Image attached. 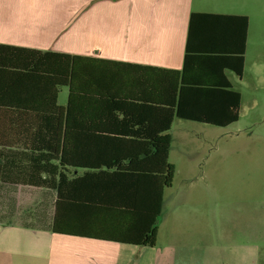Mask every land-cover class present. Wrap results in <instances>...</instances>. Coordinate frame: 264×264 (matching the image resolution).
Segmentation results:
<instances>
[{
    "label": "crops",
    "instance_id": "obj_1",
    "mask_svg": "<svg viewBox=\"0 0 264 264\" xmlns=\"http://www.w3.org/2000/svg\"><path fill=\"white\" fill-rule=\"evenodd\" d=\"M216 9L213 0H0V45L180 70L191 13L246 16ZM249 34L250 22L245 68ZM119 69L101 64L88 72L85 87L93 95L85 97L79 115L73 118V123L84 127L83 133H71V150L81 164H71L64 171L71 182L69 197L74 203L70 229L99 236L53 231L58 192L54 187H44L46 174L38 173L43 162L37 155L45 151L36 143L25 146L18 132L6 131L5 146H0V264H264V229L253 225L251 214L239 224L231 221L222 225L218 215L212 226L205 225L204 213L194 207L189 189L171 198L172 187L165 190L162 214L167 206L172 211L166 218L164 241H160L158 223L154 247L101 237L123 239L129 233L128 219L114 217L110 221L103 209L110 184L103 172L126 169L129 155L145 152L143 143L127 142L131 138L122 132L109 131L112 120L107 119L111 117L107 109L111 105L101 98L103 93L117 87L115 84L120 85L122 94L132 96L134 91L130 79L114 75ZM25 80L12 87L6 101L42 108L46 102L42 76ZM62 89L67 90L65 104L60 102ZM60 94L58 104L66 107L68 88H61ZM129 103L130 110H145L138 102L128 100L123 105ZM30 116L29 120L41 118L38 114ZM117 116L120 121L123 115ZM141 159L143 156L137 166ZM89 176L95 178L87 179ZM88 203H97L96 208L80 209ZM190 218L197 219L194 226Z\"/></svg>",
    "mask_w": 264,
    "mask_h": 264
},
{
    "label": "trees",
    "instance_id": "obj_2",
    "mask_svg": "<svg viewBox=\"0 0 264 264\" xmlns=\"http://www.w3.org/2000/svg\"><path fill=\"white\" fill-rule=\"evenodd\" d=\"M248 28L249 18L244 15L191 13L180 70L119 64L0 45V146H5L6 131H14L21 135L18 139L27 144L25 146L34 147L36 143L45 151L37 155L38 161L43 162L38 173L46 174L42 181L44 187H54L58 192L54 232L99 236L70 229L69 214L74 203L69 197L71 182L64 173L71 164L80 163L71 150V133H83L84 127L73 123V118L79 115L78 108L85 97L93 95L85 87L88 72H94L92 69H98L101 64L111 65L121 67V70L113 72L114 75L131 80L134 95L122 94L124 92L121 93L118 88L120 85L115 84L117 87H110L101 98L107 99L108 105H111L107 109V113H111L107 119L112 120L109 131L115 134L120 131L131 138L127 142H141L145 147L144 153L129 155L130 163L126 169L103 172L110 183L106 188L109 198L103 203V209L110 221L114 217L128 219L129 233L123 239L101 237L154 247L164 192L172 187L175 175V167L169 162L172 139L168 132L175 119L220 128L240 120L242 95L234 89L228 73L243 77ZM37 75L42 76L45 86L46 102L42 108L6 101L12 87L21 85L25 79H35ZM63 87L68 88L66 107L58 104ZM128 100L140 103L139 107L145 110H130L132 103L123 105ZM118 113L123 115L120 121H117ZM35 114L41 118L38 121L29 120L30 115ZM134 128L137 129L133 131ZM141 156L143 159L137 166L135 163ZM2 172L0 165V177ZM88 204L80 206V209L92 211L97 203Z\"/></svg>",
    "mask_w": 264,
    "mask_h": 264
},
{
    "label": "rangeland",
    "instance_id": "obj_3",
    "mask_svg": "<svg viewBox=\"0 0 264 264\" xmlns=\"http://www.w3.org/2000/svg\"><path fill=\"white\" fill-rule=\"evenodd\" d=\"M213 2L218 12L245 14L250 22L244 75L228 73L242 94L240 120L227 128L174 121L169 135L175 175L168 197L190 190L205 225L212 226L218 215L222 225L239 224L251 214L253 225L264 229V0ZM62 91L60 102L65 104L67 90ZM171 211L167 206L158 221L160 241ZM189 221L194 226L197 219Z\"/></svg>",
    "mask_w": 264,
    "mask_h": 264
}]
</instances>
